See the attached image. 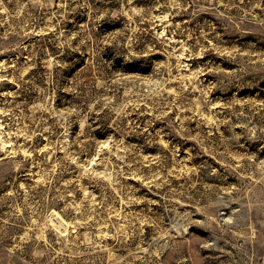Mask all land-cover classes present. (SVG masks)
I'll list each match as a JSON object with an SVG mask.
<instances>
[{
  "label": "rangeland",
  "instance_id": "1",
  "mask_svg": "<svg viewBox=\"0 0 264 264\" xmlns=\"http://www.w3.org/2000/svg\"><path fill=\"white\" fill-rule=\"evenodd\" d=\"M0 264H264V0H0Z\"/></svg>",
  "mask_w": 264,
  "mask_h": 264
}]
</instances>
